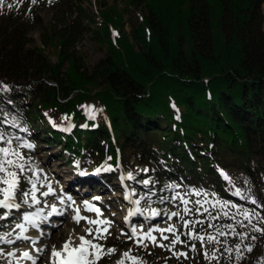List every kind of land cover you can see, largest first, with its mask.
Segmentation results:
<instances>
[{
    "label": "trees",
    "instance_id": "1",
    "mask_svg": "<svg viewBox=\"0 0 264 264\" xmlns=\"http://www.w3.org/2000/svg\"><path fill=\"white\" fill-rule=\"evenodd\" d=\"M140 1L147 15L130 34L140 52L120 34L124 13L102 5L97 36L110 52L92 71L69 50L78 40L74 19L61 30L54 64L28 37L39 8L0 15V85L8 86L0 92V130L23 134L38 121L47 143L60 146L70 162L131 173L134 191L153 205L164 204L169 186L178 184L264 218V0ZM111 24L120 34L115 41ZM236 188L248 199L234 195ZM201 220L198 233L213 235L209 223L233 222L209 221L207 213ZM237 229L248 233L243 242L226 236L205 245L220 250L219 261L205 259L197 244L199 256L189 255V264H264V233ZM236 244L239 260L224 251Z\"/></svg>",
    "mask_w": 264,
    "mask_h": 264
},
{
    "label": "rangeland",
    "instance_id": "2",
    "mask_svg": "<svg viewBox=\"0 0 264 264\" xmlns=\"http://www.w3.org/2000/svg\"><path fill=\"white\" fill-rule=\"evenodd\" d=\"M8 5H12V7H8ZM102 5L115 7L118 12L124 13L123 27H120V34L124 33L125 36L129 38L131 45H133L134 51L140 52L142 45L130 36L132 29L137 27L142 22L143 17L147 15V11L144 8L145 6L140 0H133V2H131V0H36L35 3H32L31 0H3V4L0 5V15L4 16V14H9L15 9H20L18 14L21 15V12H27L28 9V12H30L33 8H39V19L36 21L32 18L29 21L32 24L28 31V37L32 40V44L46 49L49 59L54 64L58 63V53L61 50L60 39L64 31L63 29L67 28L69 23L74 19L77 30H74L75 32L72 31V33L73 35L78 34V40H75L74 44L69 46V50L71 53H74L77 58H80L82 66L92 71L96 65L108 57L110 52L109 45L100 42L97 36L102 26L101 14L104 11ZM109 29L111 40L115 41L119 39L120 34L118 35V31L112 24L109 26ZM63 34L66 35L68 32L65 31ZM35 126L36 127L33 128L35 131L29 128V130L26 131L27 133L23 134H14L4 131L9 136L20 137L21 140L19 142H26L34 145L32 149L22 148L20 151L25 157V175L31 177V179L36 182V187L39 189V191L36 192V198L40 203L33 204L31 197H29V203L23 204L20 189L27 191L31 189V184L21 179L20 189H18L16 195V202L21 203V208L19 210L12 209L7 218L0 219V236H3L5 240L11 239L14 241L12 244L0 242V250H2L3 253L15 252L16 256L20 257L21 253L24 251H29L31 255H33L36 248H43L44 251L42 253L33 256H39L37 264H49V257L53 246L60 249L64 241L68 239L69 234L72 235L74 244L78 245L80 243L78 237L85 236L84 229L88 227L95 229L96 225H89L85 220H81L78 225L72 219L75 214L72 208L69 207L72 201L75 202V204L72 205L73 208H80L81 216L97 219L96 214L92 215L91 211L84 210L83 201L87 200L98 207L103 213L99 219H108L112 221L109 228L110 235L106 234V239H98L94 242L103 245L105 250L108 248H115L116 253L104 256L98 261V264H116V261L121 259V254L129 249H131V255L139 257L140 260L143 261V264H180L181 261H184L185 264H189V255L191 257L196 254L197 257L199 256L197 244L200 243L195 240L189 241V244L194 243L196 245V251H190L189 247L183 244L176 245L174 251L188 253L187 259L180 257L178 260L172 256L171 252L164 248L154 247L151 244H149L147 249L137 247L132 241L127 240L126 236L121 235L122 230L130 234V229L132 227L137 228L138 231L147 232L150 228H167L169 224H175L178 232H188V228L181 227L182 222L179 217H172V219L169 220L166 214L170 215L172 212L181 211L183 208L179 200L173 201L170 199L175 192L184 194L193 188L182 189L183 187L181 186V188L178 184H176L178 187L175 189L169 187V193L166 195V199L163 200L165 203L161 206H156L148 202L146 200L147 197H143L139 191H134L131 180L126 178L128 174H125L124 171H121L117 177L108 171L106 166H99L102 167V169H106L107 172L105 171L103 174L101 171L97 172L95 169H89L88 171L94 173L93 178H84L85 180L80 179L77 175L78 171H76L75 174H71L70 169L66 167L68 164H65V161L63 162L58 158L59 154L57 153L59 151L57 150H59L60 147L57 146L56 143L52 144L53 141L47 143V132L42 128L41 124L36 121ZM31 133L35 136L34 139L25 137V134L30 135ZM16 143L17 141L13 142L14 145ZM62 158L64 160L67 159L64 154ZM37 177L39 179H37ZM121 177H124V179L122 180ZM89 182L93 184H87ZM68 184L73 186L71 189L83 187V189L87 191H82L80 193L82 195L77 196L73 191L71 192L68 189ZM49 186L52 192L48 196L41 195V193L48 191ZM0 187H5V185H0ZM88 187H91V189ZM197 191L205 192L202 190ZM126 193L131 194V200L125 199ZM97 195L103 197V200L98 201L94 199ZM117 195H120V197L114 198ZM69 197L71 200L68 199ZM187 198L191 201L203 199L202 196H189ZM0 199H2V196H0ZM208 199L214 200L219 198L209 194ZM61 200H63L64 203H61ZM136 200L140 201L139 204L133 202ZM52 206H55L58 211L63 212L65 216H63V218L52 216L51 222L53 223L55 221V224H57L55 231H52L50 224H43L45 216L52 214ZM188 207L194 209L196 206L189 203ZM205 207L211 209L210 205L206 204ZM136 209L140 211L137 212ZM153 210H155L158 215L152 216L151 213ZM5 211L7 210L0 209V215H3ZM112 212H115L116 215L114 214L113 216ZM130 213L133 214L129 215ZM24 214L32 215L35 226H33V223H28L23 220L22 217ZM181 214L183 213L181 212ZM149 216L151 218H149ZM202 217L203 215L200 214H189L185 216V220H201ZM61 220L66 222L64 224L60 223L59 221ZM17 223H24L26 231H24L22 235L29 239H17V236L21 235V230L15 227ZM100 227L103 228L105 225H100ZM199 228H201V225H196L194 231L198 233L197 229L199 230ZM210 231L215 233L214 229ZM237 231L240 232L238 229ZM9 233H11L10 236L8 235ZM153 235L159 238L160 233L154 232ZM165 235H168L171 239L172 234L165 233ZM229 237L233 236L229 235ZM86 238L91 239L92 237L87 236ZM53 240L55 241L52 242ZM181 240L186 241L187 237L182 235ZM32 241H36V243H32ZM160 242L165 245L169 243V241ZM204 250H206V246L203 248V251ZM137 252H139V256H137ZM0 264H32V262L30 260L14 259L13 257L4 255L0 256ZM125 264H132V262L126 260ZM192 264H194V262H192Z\"/></svg>",
    "mask_w": 264,
    "mask_h": 264
},
{
    "label": "snow or ice",
    "instance_id": "3",
    "mask_svg": "<svg viewBox=\"0 0 264 264\" xmlns=\"http://www.w3.org/2000/svg\"><path fill=\"white\" fill-rule=\"evenodd\" d=\"M31 2L35 3L36 0H31ZM2 4L3 0H0V5ZM8 7H12V5H8ZM7 90V85H0V92ZM86 111L88 112V115L91 118H94V113L92 112L91 106H87ZM64 118L67 119V117ZM12 126L15 127L16 125L13 123ZM83 126L86 127L87 125ZM23 130L26 131V129ZM20 140V137L9 136L4 131L0 130V185H5V187H0V196H2V199H0V209L7 210L3 213V215H0V219L7 218V216L10 215V211L12 209L19 210L21 208V203L16 202V195L18 189H20L21 179L31 184V189L27 191L20 189L23 204L29 203V197H31V201L33 204L40 203V201L36 198V192H38L39 189L36 187V182L33 181L31 177L25 175V157L20 151V149L22 148L32 149L34 148V145L26 142H19ZM14 141H17L15 145L13 144ZM109 159H111V157H109ZM100 170L101 169H97L96 171L99 172ZM108 170H111L110 167ZM144 171L147 170L145 169ZM222 175L226 180L229 179L226 174L222 173ZM126 178L129 180L134 179L131 173H129ZM37 179L39 178L37 177ZM121 179L123 180L124 177H121ZM143 183L147 185L149 181L144 180ZM169 187L175 189L178 186L170 185ZM51 192L52 189L49 186L48 191L41 193V195L48 196ZM212 195L214 196L215 194ZM234 195L244 200L248 199V197L245 196L244 193L240 191V189H236ZM189 196H202L203 199L191 201L187 198ZM208 196L209 194L206 192H200L195 189H192L184 194H181L180 192H175V194L170 198L173 201L179 200L180 203L183 205V208L181 209V211L172 212L170 215L166 214L168 216V219L170 220L172 219V217H179L180 221L182 222L181 227L188 228V232H178V229L175 224H169L167 228H150L147 232L138 231L137 228L132 227L130 229V234L122 230L121 235L126 236L127 240L132 241L137 247H143L147 249L149 244H151L154 247L164 248L167 251L171 252L173 257L179 260L180 257H184L185 259H187L188 253L174 251L177 244H183L189 247L190 251H196V245L194 243L189 244V241H198L201 244L202 249L205 247L206 244H221V241L218 237H226L229 235L233 237H239L241 242H243V240L247 238L248 233L238 232L237 227L241 229L250 228L251 231L264 233V228L258 227L256 224L252 223L253 218H255L259 223H264V218H261L259 213L255 212L254 209L248 210L235 204H232L229 201H222L219 199L210 200L208 199ZM68 199L71 200L70 197ZM94 199L99 200V197H95ZM125 199L131 200V194L126 193ZM133 202L139 204L140 201L136 200ZM250 202L252 204L256 203L255 200H251ZM61 203H64V201L61 200ZM189 203L194 204L196 207H194V209L189 208ZM74 204V201L69 204V207L72 208V211L75 213L72 217L73 221L79 225L81 220H85L89 225H96V227L95 229H93L92 227L84 229L85 236L78 237L80 241L78 245L74 244L72 235L69 234L68 239L64 241L60 249H57L55 246H53L49 257V264H98V261L101 260L104 256L116 253L115 248H108L107 250H105L103 245L94 242L98 239H106V234L110 235L109 228L111 226L112 221L108 219H99V217H101L103 213L98 207H96L94 204L87 200L83 201L84 210L95 212L97 215V219H91L88 217L81 216L80 208L72 207V205ZM206 204L210 205L211 209L215 210V215H213V212L210 211L208 207H205ZM230 208H235L236 211L230 214V212L227 210ZM136 211L139 212L140 210L136 209ZM181 212L183 214H181ZM204 213H207V219L209 221H218L223 218H227L233 222L220 225L209 223L208 227L215 229V235L207 233L206 229H204V234L197 233L194 231L195 226L203 225L205 221L200 219L185 220V216L189 214L203 215ZM52 214L63 215L64 213L59 212L55 206H52ZM132 214L133 213H130L129 215ZM151 215L156 216L158 215V213L153 210ZM238 216L243 217V219H238ZM22 218L25 222L33 223V226H35L32 215L24 214ZM244 221H247V224H245ZM100 225H105V227L101 228ZM15 227L21 230V235H18L17 239H29L28 237H24L22 235V233L26 231L24 223H17ZM154 232L160 233L159 238L153 235ZM165 233L172 234L171 239L168 235H165ZM8 235L10 236L11 233H9ZM182 235L187 237L186 241L181 240ZM87 236H91L92 238L87 239ZM252 239H255V237L253 236ZM160 241H169V243L165 245ZM0 242H7L9 244L14 243V241H12L11 239L5 240L3 236H0ZM32 243H36V241H32ZM245 248L248 252H251L253 250L252 246L250 245H245ZM35 251L37 253H42L44 249L36 248ZM219 251V249H214L211 252H209L208 250H204L203 255L205 259L209 261H219L220 256L217 255ZM224 251L227 252L229 255H231V253L235 251L237 260H239L243 256L240 244H236L234 249L226 247ZM4 255L8 257H13L14 259L30 260L32 264H37L38 259V257H34L33 255H31L29 251H24L23 253H21L20 257H17L15 252H8L5 254L2 250H0V256ZM220 255H223V253H220ZM126 260L131 261L132 264H143V261H141L139 257H134L131 255V249L126 252H123L121 254V259L117 260L116 264H125Z\"/></svg>",
    "mask_w": 264,
    "mask_h": 264
},
{
    "label": "bare ground",
    "instance_id": "4",
    "mask_svg": "<svg viewBox=\"0 0 264 264\" xmlns=\"http://www.w3.org/2000/svg\"><path fill=\"white\" fill-rule=\"evenodd\" d=\"M75 167H77V166H75ZM78 172H79V170H77ZM78 172H77V175H78V178H80V179H83V180H85L84 178H93V176H94V173H91V174H89V173H87V174H84V175H81V176H79V174H78ZM91 175V176H90ZM82 181V180H81ZM87 184H90V185H92L93 183H87ZM81 186H83V185H81ZM88 186V185H87ZM73 186L72 185H70V184H68V189L72 192L73 191V193L75 194V195H82V194H80L82 191H87V190H84L83 189V187H80V188H74V189H71ZM88 188H90L91 189V187H88ZM96 197H99V200L98 201H102L103 200V197H101L100 195H97ZM120 197V195H117V196H115L114 198H119ZM109 198V197H108ZM59 207V206H58ZM61 207V206H60ZM62 208V207H61ZM60 208V209H61ZM91 214L92 215H95L96 213L95 212H92L91 211ZM114 214H115V212H112V215L114 216ZM116 215V214H115ZM48 216V215H47ZM65 217V216H64ZM63 218V217H62ZM66 220V219H65ZM126 220V219H125ZM62 221V220H61ZM61 221H59L60 223H65V222H61ZM53 224H55V221L53 222ZM45 232V231H44ZM57 236V235H56ZM56 236H55V238H56ZM56 240V239H55ZM55 240H53L52 242H54ZM38 255V254H40V253H37L36 251L34 252V254L33 255ZM39 257V256H38ZM19 261V260H18ZM22 261V260H21ZM26 263V262H25Z\"/></svg>",
    "mask_w": 264,
    "mask_h": 264
},
{
    "label": "water",
    "instance_id": "5",
    "mask_svg": "<svg viewBox=\"0 0 264 264\" xmlns=\"http://www.w3.org/2000/svg\"><path fill=\"white\" fill-rule=\"evenodd\" d=\"M28 84V83H27Z\"/></svg>",
    "mask_w": 264,
    "mask_h": 264
}]
</instances>
